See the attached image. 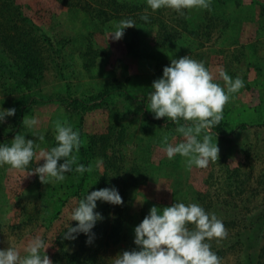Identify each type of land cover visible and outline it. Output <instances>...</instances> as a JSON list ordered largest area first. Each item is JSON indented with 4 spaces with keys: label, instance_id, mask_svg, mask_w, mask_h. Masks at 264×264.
Wrapping results in <instances>:
<instances>
[{
    "label": "rangeland",
    "instance_id": "1",
    "mask_svg": "<svg viewBox=\"0 0 264 264\" xmlns=\"http://www.w3.org/2000/svg\"><path fill=\"white\" fill-rule=\"evenodd\" d=\"M72 1L95 5L93 0ZM127 1L129 7L134 5L132 12H113L106 4L108 16L118 17L109 28L98 19L95 7L90 13L57 0H0V28L8 33L6 44H0V107L16 109L0 124V143H10L21 132L39 144L37 154L40 148L50 149L56 144L57 122L80 133L78 103L116 83L128 93L113 92L106 104L82 118L81 142H96L92 177L107 178L108 187L117 188L123 199L121 205L97 201L95 211L103 217L98 222L118 220L124 232L134 233L151 207L196 202L222 219L228 230L227 238L210 241L212 248L224 251L222 264H245L264 239V0H212L210 10L183 12L168 7L153 11L147 0ZM143 15L149 16L148 22L140 19ZM124 18L135 19L136 26L113 40L109 35ZM23 31L29 39L20 35ZM26 41L38 56L35 76L25 82L12 74L21 62L9 45ZM188 55L205 62L222 85L221 66L245 82L224 107L228 128L202 133L217 142L218 161L191 170L183 157L170 160L162 151L164 136L172 143L183 137L175 123L154 117L148 101L163 68ZM32 118L37 125L26 126ZM40 134L44 141L38 139ZM43 163L34 159L29 167ZM58 184H43L36 174L0 167V248L11 245L22 251L39 235L50 245L45 251L52 260L58 247L51 234L45 238V201ZM95 190L89 186L87 194ZM238 232H244L243 237ZM133 233L130 241L108 248L106 264L131 249ZM247 233L255 236L256 245L249 243Z\"/></svg>",
    "mask_w": 264,
    "mask_h": 264
},
{
    "label": "clouds",
    "instance_id": "2",
    "mask_svg": "<svg viewBox=\"0 0 264 264\" xmlns=\"http://www.w3.org/2000/svg\"><path fill=\"white\" fill-rule=\"evenodd\" d=\"M147 3L153 11L168 7L183 12L192 8L210 10L212 0H147ZM140 19L148 22L149 16L143 15ZM134 26L135 19H121L109 37L118 41L124 36L125 29ZM218 76L224 81L223 85L217 82L205 62L189 55L172 59L170 65L163 68V75L153 81L152 91L148 94L149 108L154 117H166L175 123L176 132L183 137L179 143H172L168 136H164L162 151L170 160L177 155L183 157L188 170L203 169L210 162L218 161L217 142L213 143L210 135L202 133L220 123L231 94L245 87L241 77H232L223 66L219 67ZM15 112V108L0 107V124ZM37 123L36 118L25 121L28 127H35ZM55 130V146L40 148L38 154L39 144L32 139L26 140L21 132L10 143H0V167L7 165L27 175L36 174L43 184L63 182L73 171L80 174L93 171L92 164L86 166L78 162L82 143L79 131L60 122L55 125ZM38 139L44 141L45 136L40 134ZM34 159L44 163L30 168ZM96 166H99V161ZM144 200L143 196L137 201ZM97 201L113 205L123 203L115 187L86 193L70 209V219L77 223L75 226L68 224L63 231L65 239H76L83 233L89 237L86 243H92V229L103 219L102 214L95 211ZM134 233L137 248L118 254L113 258V264H222V258L213 251L210 241L228 236L223 220L215 213L206 211L199 203L180 201L162 208L151 207L148 215L134 228ZM49 246L43 236H32L22 251L11 245L0 248V264H54L45 251Z\"/></svg>",
    "mask_w": 264,
    "mask_h": 264
},
{
    "label": "trees",
    "instance_id": "3",
    "mask_svg": "<svg viewBox=\"0 0 264 264\" xmlns=\"http://www.w3.org/2000/svg\"><path fill=\"white\" fill-rule=\"evenodd\" d=\"M7 1L9 2L10 0ZM57 1L66 7H76L90 13V10H93L95 7V12L97 13L98 19L101 18L102 24L106 25V27L109 28L111 27L109 23L111 21L115 23V20H118V17L114 15L111 19L108 16V11L106 9L107 3L108 7L113 12L127 10L130 11L134 6L133 4H130L129 7V3L127 0H109L108 2H104V0H93V2L95 3L94 7H92L90 3H74L72 0ZM28 34L29 33L25 31H23V33L20 32V35H22V37H24L25 39H29ZM7 41L8 33L4 28L1 27L0 44H6ZM10 43V49L13 50L17 57L19 56L18 59L19 62H21L20 66L18 65L16 70L13 71L12 74L14 77L17 76V78L19 75L23 76L26 82V80L35 76L33 71L36 70L35 65L37 63L36 57L38 56V54L37 52L35 53V51L32 49L29 44L31 42L29 41H26V44L21 46H18V44L16 46L15 42ZM156 59L157 58H155V60ZM3 62H5L4 59L2 60V64ZM115 91H123L125 94L128 93L119 85L113 83L111 85V88L106 89V92L101 93L98 96H92L90 99H88V101H81V103H78L79 107H81L82 110L80 123V130L82 132L80 131V138H82L83 136V115L93 112L103 104H106V98ZM223 128H228V125L223 121V118L218 125H214L211 127L214 133H219ZM92 144H94L93 146L95 148L96 142L94 141H86L81 143V147L78 153L79 163H83L86 166L92 163L93 159L95 158V151ZM66 176L67 177L65 182H60L56 186V189L52 190V195L50 196V198L46 199L45 201V210H47L45 238L47 239V235L51 234V238L54 239V242L58 247L57 252L52 254V261L54 262V264H106L104 258L108 248H110L111 246L114 247L122 241H130V233L133 232H124L122 229L123 224L118 222V220H115L110 224H101L97 222L95 227L92 229L93 238L91 244L86 243L89 237L83 233H80L76 239H65L63 231H66L68 224L70 223L71 226H75L77 223L76 221H68L66 223L67 215L70 213V209L76 205L77 201L79 199H82L83 196L88 192V187L91 186L95 189L108 187L107 178L104 177L100 180L95 179L94 177H92V174L90 172L80 174L73 171L68 173V175ZM252 231H255V229H253ZM237 234L240 235V237H243L244 232H238ZM253 236L254 235L252 233H247L249 243L256 245V239L255 236ZM75 247L76 249H74ZM250 247L253 246L250 245ZM136 248L137 246L133 242L132 247L129 251ZM212 249L221 258H223L224 251L221 248ZM245 264H264V239H262L261 247H258L253 257L248 256V260L245 262Z\"/></svg>",
    "mask_w": 264,
    "mask_h": 264
}]
</instances>
